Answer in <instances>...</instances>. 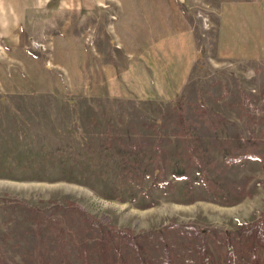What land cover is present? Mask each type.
<instances>
[{
  "label": "rangeland",
  "instance_id": "rangeland-1",
  "mask_svg": "<svg viewBox=\"0 0 264 264\" xmlns=\"http://www.w3.org/2000/svg\"><path fill=\"white\" fill-rule=\"evenodd\" d=\"M263 218L264 0H0V264H224Z\"/></svg>",
  "mask_w": 264,
  "mask_h": 264
},
{
  "label": "trees",
  "instance_id": "trees-1",
  "mask_svg": "<svg viewBox=\"0 0 264 264\" xmlns=\"http://www.w3.org/2000/svg\"><path fill=\"white\" fill-rule=\"evenodd\" d=\"M120 236L126 238L127 243H132L128 239L133 238L128 231L118 232ZM195 237L197 239L196 252L199 255V264H216L213 256L210 254L208 247L205 245L204 236L200 231L195 230ZM224 241L225 248V261L224 264H244L240 256L237 254V246L235 244V239L241 241H246L249 243V252L251 253V260L249 264H259L258 259L255 257L256 248L264 249V218L250 226L245 227L239 236L231 233H219ZM112 240V239H111ZM162 240V239H161ZM105 248L108 253H110V247L105 240ZM110 242V241H109ZM170 249L165 248L163 255L161 256V261H150V262H141L140 264H176L174 263L173 257H171Z\"/></svg>",
  "mask_w": 264,
  "mask_h": 264
}]
</instances>
